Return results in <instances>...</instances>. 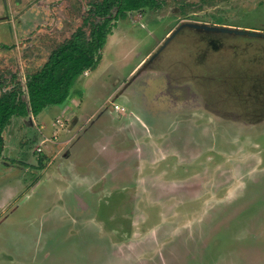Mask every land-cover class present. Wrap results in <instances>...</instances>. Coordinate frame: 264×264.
<instances>
[{
  "label": "rangeland",
  "instance_id": "rangeland-1",
  "mask_svg": "<svg viewBox=\"0 0 264 264\" xmlns=\"http://www.w3.org/2000/svg\"><path fill=\"white\" fill-rule=\"evenodd\" d=\"M91 1L0 0V73L20 77L26 100L29 71L72 36ZM90 70L71 88L81 104L70 99L62 114L50 105L32 125L13 117L6 128L0 264H264V0H164L129 11ZM134 74L129 97L111 96ZM139 100L177 122L153 142L137 126V137L124 127L109 135L121 118L114 103L140 121ZM95 109L103 115L90 130L76 126L59 142L71 114ZM56 117L64 124L49 126ZM77 185L103 195L100 203Z\"/></svg>",
  "mask_w": 264,
  "mask_h": 264
},
{
  "label": "trees",
  "instance_id": "trees-1",
  "mask_svg": "<svg viewBox=\"0 0 264 264\" xmlns=\"http://www.w3.org/2000/svg\"><path fill=\"white\" fill-rule=\"evenodd\" d=\"M83 15L71 37L58 43L41 64L29 71L24 85L15 73H0V157L4 131L13 117L40 114L47 106L64 103L77 78L101 59V49L120 17L132 10L159 9L164 0H97ZM115 20V21H114Z\"/></svg>",
  "mask_w": 264,
  "mask_h": 264
},
{
  "label": "flooded vegetation",
  "instance_id": "flooded-vegetation-1",
  "mask_svg": "<svg viewBox=\"0 0 264 264\" xmlns=\"http://www.w3.org/2000/svg\"><path fill=\"white\" fill-rule=\"evenodd\" d=\"M139 75V74H138ZM132 76V75H131ZM128 77L127 81H126V88H124L123 90H120L118 92V94H126L125 91L130 87L131 83L133 82L134 78L136 77V75L134 74L132 77ZM124 86V85H123ZM122 86V87H123ZM136 89V88H133V90ZM135 91V90H134ZM136 92V91H135ZM134 93V92H133ZM129 94V93H128ZM130 97H131V94H130ZM203 104V103H202ZM135 107V106H134ZM199 106H197L196 108H198ZM137 108L139 109V112L143 115V118L140 119V121L138 120L137 121H124L122 124L118 125L120 127V129H118V133L119 132H122V127L126 128L127 129V135H129V137L131 136H135L137 137L138 135H136L134 133V128L133 126H137V130H138V134L139 136H144L147 138V136H151V141L153 142V138H154V134H160V132H158L157 130L158 129H162L161 127H165L168 125V129L169 127H171V125H173V121L177 120L178 119H175L172 117L171 114L173 113H178V111H180L181 113L184 112L185 109H173L171 111H168L169 114L171 116L168 117H161L160 115L162 114L163 110L160 109V111H157V110H152L150 108L147 107V104H142L141 105V102L139 100V106H137ZM195 108V109H196ZM200 109H202L203 111H206L209 115H211L210 117V120H215V110L212 109V108H205L203 107L202 105L200 106ZM131 110V109H130ZM202 111V112H203ZM167 112V111H165ZM180 114V113H179ZM202 119V118H201ZM181 121V118L179 119ZM169 123V124H167ZM246 123V122H244ZM174 125H177V124H174ZM117 126V125H115ZM174 130V128H171V132ZM150 133L153 135H150ZM154 133V134H153ZM168 136H171L172 137V133H170L169 131V135ZM145 139V138H144ZM147 141V140H146ZM165 145H164V150H166V148L168 149V151L170 150L169 148L171 147V144H170V138L168 139V137L166 138V141H165ZM155 147V145H154ZM128 150H131V147L129 148H126ZM123 152V151H122ZM104 153H107V152H104ZM127 169V168H126ZM120 171V170H117V172ZM107 174V173H106ZM88 176V175H87ZM106 179V178H105ZM106 180L103 181V185H102V188L101 190H106L103 194H108V186L107 184L105 183ZM91 185V184H90ZM117 188V187H116ZM115 188L111 189L110 190V193H114L116 192L114 190ZM75 192L77 193H84L85 195H88L89 196V200L92 201V206L94 207L96 205L97 202L100 203V199L103 195H100L98 194V192L96 190H92L90 186H85L83 185V188L82 190L79 189V186L77 185V187H74L73 189ZM101 190H99V193H101ZM120 197H122V193H120Z\"/></svg>",
  "mask_w": 264,
  "mask_h": 264
},
{
  "label": "crops",
  "instance_id": "crops-1",
  "mask_svg": "<svg viewBox=\"0 0 264 264\" xmlns=\"http://www.w3.org/2000/svg\"><path fill=\"white\" fill-rule=\"evenodd\" d=\"M90 69H87L84 73H82V74H85V75H88L89 73H90ZM115 96V97H121V96H123V97H127L125 94H118V92H116L115 93V89L113 90V92L111 93V96ZM129 97V96H128ZM73 98H74V96H73ZM72 100L73 102H75L77 105L78 104H81V102H79L78 100H76V101H74V99H72V94L69 96V98L64 102V103H61V104H58L59 106H61L60 108H61V114H62V112H64V110L65 109H63V108H65L64 106H65V104L67 103V102H69V100ZM115 104H118L119 105V107L118 108H116L115 107ZM55 105V104H54ZM50 106V105H49ZM48 107V106H47ZM114 108H115V110H118L119 111V113H120V116H121V118H120V120L117 122V123H119V125L120 124H122L124 121H135V120H138V115H136V116H133L132 114H135V112H133L132 110H130V107L128 106V108H125L124 106H121L119 103H114ZM99 110V109H98ZM98 110L97 109H95V110H93L91 113H87V114H84V113H82V114H79V113H77V112H75V113H73V114H71V117H70V120H71V123H70V125H68L67 127H68V133H71V134H67V137L65 138V139H63V140H60L59 142L60 143H64V142H66V141H68L75 133H76V131H78V129H76V131H75V133H73L72 134V131L74 130V128L77 126H80V127H78L79 128V130L80 129H82V130H84L82 127L83 126H85V127H87L88 129L90 128L91 129V127H92V124L96 121V120H98V119H100V116L101 115H103V111L102 112H98ZM112 111V110H111ZM130 111H131V116H129L128 115V113L130 114ZM138 112H139V109H138ZM39 115V114H38ZM38 115H33L32 113H30V114H28L27 116H16V118H20V119H23V120H29L30 119V124H28V126L29 125H32V120L34 121V117H33V119H32V116H38ZM80 116V117H79ZM122 116H125V118H123ZM58 119H61L62 121H63V119L62 118H60V117H56V119L55 120H51L52 122H50L49 123V126H55V125H57V121H58ZM13 120V119H12ZM80 122H84V124L82 125V123H80ZM138 122V121H137ZM64 124V121H63V123H62V125ZM87 124H91V125H87ZM36 126H38L37 125V123L35 124ZM115 125H117V124H115ZM9 126V125H8ZM7 126V127H8ZM66 127V128H67ZM117 127V129H110V131H108V134L109 135H111V134H116V133H118V129H120V127L119 126H116ZM40 128H41V131H42V129H45V128H47V126L45 127V125L43 124V123H41V125H40ZM89 129V130H90ZM99 129H102V124H100V127H99ZM104 129V128H103ZM26 131H27V129H26ZM47 131V130H46ZM6 132H7V130L5 129V131H4V133H3V135H4V149H6V147H7V143H8V140H7V138H6ZM51 133V130H48L47 131V133L48 134H50ZM54 134H56V130H54ZM55 136H57V134L55 135ZM57 138V137H56ZM50 139L48 138V137H45L44 139H42V142L43 141H45V142H47V141H49ZM101 143V142H100ZM103 145H106V144H103ZM107 146V145H106ZM100 148V147H99ZM105 148H107L108 149V147H105ZM105 150L104 152H107L108 150ZM102 152H103V150H101ZM101 151H99V152H101Z\"/></svg>",
  "mask_w": 264,
  "mask_h": 264
},
{
  "label": "water",
  "instance_id": "water-1",
  "mask_svg": "<svg viewBox=\"0 0 264 264\" xmlns=\"http://www.w3.org/2000/svg\"><path fill=\"white\" fill-rule=\"evenodd\" d=\"M185 24H190V25H193V26H196V27H204V28H208V29H214V30H220V31H226V32H233V33H237V34H248V35H254V36L259 34V32L256 31V30H248V29L237 28V27L217 26V25H212L211 26V25L200 24V23H184V25ZM182 25H180L174 31V33L177 32L179 29H181Z\"/></svg>",
  "mask_w": 264,
  "mask_h": 264
},
{
  "label": "built area",
  "instance_id": "built-area-1",
  "mask_svg": "<svg viewBox=\"0 0 264 264\" xmlns=\"http://www.w3.org/2000/svg\"><path fill=\"white\" fill-rule=\"evenodd\" d=\"M115 107L118 108L119 105L118 104H115ZM58 122H62L63 123V121L61 119H58Z\"/></svg>",
  "mask_w": 264,
  "mask_h": 264
}]
</instances>
